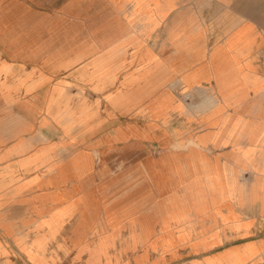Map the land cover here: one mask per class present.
<instances>
[{
  "label": "crops",
  "instance_id": "0c3cea01",
  "mask_svg": "<svg viewBox=\"0 0 264 264\" xmlns=\"http://www.w3.org/2000/svg\"><path fill=\"white\" fill-rule=\"evenodd\" d=\"M0 264H264V0H0Z\"/></svg>",
  "mask_w": 264,
  "mask_h": 264
},
{
  "label": "rangeland",
  "instance_id": "374dc122",
  "mask_svg": "<svg viewBox=\"0 0 264 264\" xmlns=\"http://www.w3.org/2000/svg\"><path fill=\"white\" fill-rule=\"evenodd\" d=\"M88 98H89V100L93 101L94 99H96V96L88 92ZM178 98H179V95H178ZM196 145H197L196 142L191 140L187 145L178 144L175 147L176 148H185L186 149L189 146H196Z\"/></svg>",
  "mask_w": 264,
  "mask_h": 264
},
{
  "label": "bare ground",
  "instance_id": "6f19581e",
  "mask_svg": "<svg viewBox=\"0 0 264 264\" xmlns=\"http://www.w3.org/2000/svg\"><path fill=\"white\" fill-rule=\"evenodd\" d=\"M193 141V140H192Z\"/></svg>",
  "mask_w": 264,
  "mask_h": 264
}]
</instances>
